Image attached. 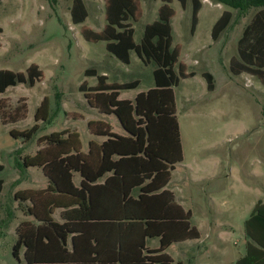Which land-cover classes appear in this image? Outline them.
I'll return each mask as SVG.
<instances>
[{
  "label": "trees",
  "instance_id": "1",
  "mask_svg": "<svg viewBox=\"0 0 264 264\" xmlns=\"http://www.w3.org/2000/svg\"><path fill=\"white\" fill-rule=\"evenodd\" d=\"M159 1L156 20L144 25L138 43L133 41L131 23L141 16L139 0H105L103 28L80 30L85 42H104L105 51L120 63L128 64L132 52L143 66L151 67L152 86L130 99L118 97L122 91L135 90L138 80L107 82L105 75L84 71L85 76L95 77L96 84L86 87L82 82L78 91L99 115L112 117L116 128L91 121L85 144L75 132H51L36 139L31 156L21 155V147L13 152L15 170H39L45 182L41 189L15 195V200L27 202L21 208L24 219L14 228L11 256L17 264H173L165 250L198 239L190 225L191 212L177 205L166 190L182 160L173 88L194 73L178 62L179 45L172 46L171 0ZM176 1L185 8L187 0ZM209 1L235 10L237 18L255 10L237 40L228 70L233 76L250 75L264 87V0ZM190 7L192 34L200 0H190ZM69 16L73 25L85 20L82 0L71 1ZM231 17V12H222L212 26V40ZM41 77L35 64L24 72L0 70V95L17 84L33 87ZM201 77L211 92L212 76L202 72ZM45 103L42 99L35 108L34 119L49 124ZM25 114L24 107L0 102L4 126L22 121ZM37 131L33 125L8 134L26 144ZM243 234L244 254L234 264H264V203L260 200L244 220ZM153 241L156 247L148 248Z\"/></svg>",
  "mask_w": 264,
  "mask_h": 264
},
{
  "label": "rangeland",
  "instance_id": "2",
  "mask_svg": "<svg viewBox=\"0 0 264 264\" xmlns=\"http://www.w3.org/2000/svg\"><path fill=\"white\" fill-rule=\"evenodd\" d=\"M71 1L0 0V70L24 72L35 64L42 72L33 87L17 84L0 95V102L26 110L22 121L0 124V264H17L11 256L14 228L24 219L21 208L27 202L15 200V195L45 186L39 170L19 173L13 168V152L21 147V155L31 156L36 139L51 132H75L85 144L91 121L116 128L112 117L99 115L78 91L82 82L86 87L96 84L95 77L84 75L85 70L105 75L107 82L139 81L135 90L122 91L119 99H130L152 86L151 67L143 66L132 52L129 63L122 64L105 51L104 42L82 39V28L94 32L103 28L105 0H82L87 17L77 25L70 21ZM202 1L193 35L190 0L184 9L176 0L170 3L172 46L179 45L178 62L194 76L179 80L173 88L182 160L167 188L191 212L190 225L199 239L171 245L164 253L173 264H232L244 254V220L256 201L264 203V87L250 75L233 76L228 70L229 59L236 56L240 20L247 22L255 10L236 17L238 23L231 24L215 44L210 37L213 21L221 10L231 9ZM139 2L141 16L131 23L135 43L144 25L156 20L160 5L159 0ZM202 72L212 76L211 92L206 90ZM42 99L49 124L34 119ZM33 125L38 131L26 144L8 134Z\"/></svg>",
  "mask_w": 264,
  "mask_h": 264
},
{
  "label": "crops",
  "instance_id": "3",
  "mask_svg": "<svg viewBox=\"0 0 264 264\" xmlns=\"http://www.w3.org/2000/svg\"><path fill=\"white\" fill-rule=\"evenodd\" d=\"M202 0H200V3H201V7H200V9H199V11H198V13H197V24H196V26H195V28H194V31H193V33H195V31H196V29H197V26H198V23H199V13H200V11H201V8H202ZM212 4H215L216 6L217 5H221V6H224V5H222V4H216V3H213V2H211ZM160 6V5H159ZM226 7V6H225ZM218 8V7H217ZM226 8H228V7H226ZM158 9V8H157ZM230 9V8H229ZM223 11H228V10H221L220 11V13H219V15L215 18V20L213 21V24H212V26L214 25V23L218 20V18L220 17V15L222 14V12ZM229 12H231V14H232V17H231V20H230V22H229V24L227 25V27L218 35V36H220L222 33H224L225 31H226V29L227 28H229V26L231 25V24H233V25H236V23H238V19H235L236 18V16L237 15H234V12H235V10H232L231 9V11H229ZM250 20V19H249ZM249 20L247 21V22H245V23H242V20H240L241 21V29H240V32H239V35H238V38H237V40L239 39V37H240V35H241V32H242V30H243V28H244V26L249 22ZM171 21V20H170ZM212 26H211V29H212ZM190 27V26H189ZM193 33L191 34V35H193ZM210 33H211V31H210ZM218 36H217V38H218ZM217 38L215 39V40H212V41H215V44L217 43ZM237 40H236V43H237ZM213 88H214V85H213ZM169 187V184H168V186L166 187V190L167 191H169V192H171L172 193V190H168L167 188ZM176 201V203H177V205H179L184 211H186L184 208H183V206L181 205V204H179L178 202H177V200H175ZM179 201V200H178ZM198 239H199V236H198ZM197 239V240H198ZM197 240H194V241H197ZM194 241H187V242H194ZM187 242H184V243H187ZM245 242H246V240H245ZM152 244H157L155 241H153V242H151ZM184 243H181V244H184ZM174 245H178V244H174ZM243 256V255H242ZM242 256H239L237 259H239L240 257H242ZM236 259V260H237ZM235 260V261H236ZM234 261V262H235ZM234 262L232 263V264H234Z\"/></svg>",
  "mask_w": 264,
  "mask_h": 264
}]
</instances>
